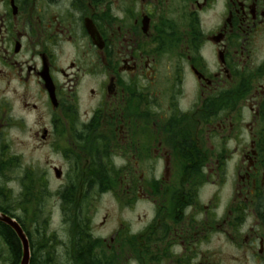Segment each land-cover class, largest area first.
Here are the masks:
<instances>
[{
  "label": "flooded vegetation",
  "instance_id": "obj_1",
  "mask_svg": "<svg viewBox=\"0 0 264 264\" xmlns=\"http://www.w3.org/2000/svg\"><path fill=\"white\" fill-rule=\"evenodd\" d=\"M39 111L75 264H264V0H0V153Z\"/></svg>",
  "mask_w": 264,
  "mask_h": 264
},
{
  "label": "rangeland",
  "instance_id": "obj_2",
  "mask_svg": "<svg viewBox=\"0 0 264 264\" xmlns=\"http://www.w3.org/2000/svg\"><path fill=\"white\" fill-rule=\"evenodd\" d=\"M13 97L11 94L8 95L10 100H13ZM17 105L19 104L16 103L11 112L15 117L23 115L21 108ZM39 114H41L40 111L26 115V125L13 126L8 137L5 138L8 147L2 148L3 152H1L3 156L0 159V203L4 207L20 210L17 215L21 218H23L25 206L32 210V218L24 220L33 246L40 242L42 236L40 230L43 223L46 224L49 215L51 234H58L66 241L70 237L67 249L62 248L55 256L57 264H75L73 259L77 256L78 245L75 244L74 232L69 233V227L62 223L59 194L64 190V186L67 190L73 191L76 176L69 160L54 154L50 146L43 147L35 136L37 132H41L45 123L43 118H41L42 121H38ZM27 166L37 168L48 180V184L44 186L46 192L42 191L40 173L32 169L33 173L30 175ZM53 167L63 171L61 179L55 177ZM34 179L37 181L33 185ZM106 203V196L98 199L100 214L104 213ZM12 252L8 247L0 245V256L3 255L0 264H14L15 257Z\"/></svg>",
  "mask_w": 264,
  "mask_h": 264
},
{
  "label": "water",
  "instance_id": "obj_3",
  "mask_svg": "<svg viewBox=\"0 0 264 264\" xmlns=\"http://www.w3.org/2000/svg\"><path fill=\"white\" fill-rule=\"evenodd\" d=\"M56 176L59 178L61 176V173L59 171H56ZM0 222L10 226L14 230V232L17 234L18 238L20 239L22 243V248H23V259H22L21 264H29L30 263V243L22 227L15 220L1 213H0Z\"/></svg>",
  "mask_w": 264,
  "mask_h": 264
},
{
  "label": "trees",
  "instance_id": "obj_4",
  "mask_svg": "<svg viewBox=\"0 0 264 264\" xmlns=\"http://www.w3.org/2000/svg\"><path fill=\"white\" fill-rule=\"evenodd\" d=\"M36 181H37L36 179L33 180V185H34V183ZM0 232L4 233L6 235L7 241H10V244H11V241L14 242L15 239H16V241L18 243L19 250H21V247H20V243H19L18 238L16 237L15 233L9 227H7L4 224H1L0 223ZM14 243L16 244V242H14ZM14 264H19V259L16 260V262Z\"/></svg>",
  "mask_w": 264,
  "mask_h": 264
}]
</instances>
